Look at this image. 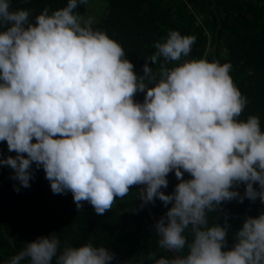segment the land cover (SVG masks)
<instances>
[{"label":"clouds","instance_id":"1","mask_svg":"<svg viewBox=\"0 0 264 264\" xmlns=\"http://www.w3.org/2000/svg\"><path fill=\"white\" fill-rule=\"evenodd\" d=\"M86 3L30 19L31 10L0 0V142L15 153L0 152V167L13 170L14 191L42 168L53 194L70 192L78 212L89 204L103 215L136 188L137 211L157 199L166 208L154 230L169 255L149 253L153 264H264V211L246 215L229 244L223 209L234 199L264 204V130L259 116L240 119L247 99L231 65L185 59L195 38L170 30L137 74L121 44L75 11ZM161 58L154 72L149 61ZM173 172L178 183L166 193ZM210 213L224 222L210 224ZM115 259L91 240L62 246L53 232L7 264Z\"/></svg>","mask_w":264,"mask_h":264},{"label":"trees","instance_id":"2","mask_svg":"<svg viewBox=\"0 0 264 264\" xmlns=\"http://www.w3.org/2000/svg\"><path fill=\"white\" fill-rule=\"evenodd\" d=\"M99 12L93 28L105 31L121 44L126 57L134 64L135 72L142 73L145 60L156 50L154 43L165 37L170 30L195 38L189 59H204L231 65L230 76L247 104L240 119L249 115L259 116L264 130V0H96ZM68 0H11L12 9L31 10L30 19L48 8L51 12L66 6ZM98 10V9H97ZM85 11V5L75 9ZM149 65L154 72L160 63ZM176 62L168 63L173 67ZM142 93H137L139 101ZM0 152L9 153L6 142H0ZM35 167V166H34ZM13 170L0 167V264L18 254L25 242L53 232L61 245H81L89 240L95 246H104L115 253L112 264H153L149 253L156 257L168 256L156 243L157 235L145 208L137 211V189L133 188L123 200L117 199L112 209L97 215L92 206L85 204L78 212L70 192L53 194L43 169H35L30 188L21 187L17 193L11 179ZM185 178L187 174H185ZM169 185L163 189L171 193L178 183L174 172L168 176ZM256 186V185H254ZM241 194L244 186L238 189ZM156 220L166 212L158 199L149 204ZM229 214L232 233L242 224L246 215H258L264 211L259 199H245L243 203L232 200L223 204ZM209 222L223 223L220 215L209 214ZM21 264H28L27 260Z\"/></svg>","mask_w":264,"mask_h":264},{"label":"rangeland","instance_id":"3","mask_svg":"<svg viewBox=\"0 0 264 264\" xmlns=\"http://www.w3.org/2000/svg\"><path fill=\"white\" fill-rule=\"evenodd\" d=\"M97 2L98 1L96 0H87V3L84 4L85 11L83 13H80L84 20H87L88 18H92L94 20L96 18L97 11L99 12L100 9Z\"/></svg>","mask_w":264,"mask_h":264},{"label":"water","instance_id":"4","mask_svg":"<svg viewBox=\"0 0 264 264\" xmlns=\"http://www.w3.org/2000/svg\"><path fill=\"white\" fill-rule=\"evenodd\" d=\"M185 59H189V57H185ZM144 208H145V210H146V212H147V214H148V217H149V219L151 220L152 225H153V227H154V226H155V223H156L157 220L155 219V217H154V215H153V213H152V210H151L149 204L146 205ZM173 254H174V253H173Z\"/></svg>","mask_w":264,"mask_h":264},{"label":"built area","instance_id":"5","mask_svg":"<svg viewBox=\"0 0 264 264\" xmlns=\"http://www.w3.org/2000/svg\"><path fill=\"white\" fill-rule=\"evenodd\" d=\"M143 96H144V94L142 93V97H141V99L139 100V102H142V101H143Z\"/></svg>","mask_w":264,"mask_h":264}]
</instances>
